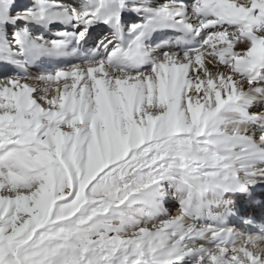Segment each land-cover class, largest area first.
<instances>
[{
  "label": "snow or ice",
  "instance_id": "snow-or-ice-1",
  "mask_svg": "<svg viewBox=\"0 0 264 264\" xmlns=\"http://www.w3.org/2000/svg\"><path fill=\"white\" fill-rule=\"evenodd\" d=\"M0 264H264V0H0Z\"/></svg>",
  "mask_w": 264,
  "mask_h": 264
}]
</instances>
